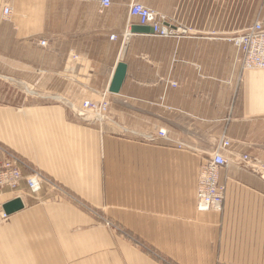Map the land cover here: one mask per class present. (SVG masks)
<instances>
[{
    "label": "crops",
    "instance_id": "0c3cea01",
    "mask_svg": "<svg viewBox=\"0 0 264 264\" xmlns=\"http://www.w3.org/2000/svg\"><path fill=\"white\" fill-rule=\"evenodd\" d=\"M100 2L0 0V77L47 97L103 100L109 119L87 128L61 121L56 110L14 115L0 108V143L8 144L2 127L11 119L12 152L74 193H97L95 203L98 188L87 183L77 189L73 174L79 170L97 184L104 154L109 163L121 162L112 168L123 174L124 194L137 195L136 221H157L155 247L173 264H264V178L237 166L241 155L264 161V70L241 72L240 53L229 40L264 21V0H110L103 11ZM132 2L162 15L182 36H154L129 16ZM5 3L12 9L8 18L2 16ZM135 28L149 31L132 33ZM118 64L125 65V78L111 94ZM121 130L153 137L163 130L167 140L136 142ZM221 138L231 141L225 155L232 157L219 173L222 210L199 213V166ZM3 152L0 146V163ZM29 173L22 169L24 178ZM26 190L23 180L14 191L0 190V204ZM19 197L24 208L0 232V264H81L75 260L84 253L60 247L67 239L39 232L45 219ZM124 248V264H156L126 243Z\"/></svg>",
    "mask_w": 264,
    "mask_h": 264
},
{
    "label": "rangeland",
    "instance_id": "374dc122",
    "mask_svg": "<svg viewBox=\"0 0 264 264\" xmlns=\"http://www.w3.org/2000/svg\"><path fill=\"white\" fill-rule=\"evenodd\" d=\"M246 1L249 2V0ZM126 38H123L124 41ZM253 71L256 70H251L250 72ZM82 102L81 99L47 97L43 93L29 87L26 83L15 82L0 77V108L5 113L17 115L19 110L22 111L29 108L38 110L51 109L58 112L56 117L59 113H63V119L60 118L61 121L64 120L68 123L87 128L99 127L109 121L108 115L103 119H98L94 115L82 111ZM120 122L122 124V121ZM10 127L11 119L4 120L2 127L3 137L1 139L8 144L2 143V145L0 143V146L3 151L16 154L11 150V144L14 141L13 134L16 135V133L11 131ZM122 132L120 134L136 142H148L150 140V135L142 131L126 130V132ZM217 146L218 144L215 147L212 146L213 152L211 156L217 151ZM119 150H122V146L119 147ZM102 155L101 145H99V157ZM18 157L27 167L32 168L31 165V167L29 166L30 163L28 164L20 156ZM228 158L230 165L232 164L230 160L232 157ZM250 159L251 162L246 165L240 162V160L236 161L237 166L254 171L264 178V161H256L252 157ZM102 161L104 168L102 170V177H100V181L98 180L97 184L93 183L94 177H90V180H87L86 174L83 176V172L80 173L79 170L73 174L71 180L73 182V180L75 181L78 178L77 182L71 183L77 189H80L78 187L80 185L82 191H84V186H87V183H90L88 186L90 189L98 188L99 199L96 203L94 202V198L97 193L93 191L89 193L86 191L74 193L60 181L47 174L44 175L39 170L36 171L40 172L44 177L48 176V178H45L50 181L52 188L46 187L45 191L42 194L40 192L37 196H30L27 190L15 195H18V198H20L19 196H23L27 203L26 209L33 211V208H37L40 215L38 214L36 217L45 219L47 225L40 227L39 232L56 235L63 241L67 239V242H59L60 247L84 253L81 257H77L75 262H80L81 264H108V261L110 264H124L123 249H125L124 244L126 243L132 251L145 255L156 264H173L168 257L162 254L160 248L155 247V226L157 221H136L138 217L135 215L136 212L133 206H137V195L124 194L123 174L121 170L116 171L112 168V165L121 167V162H107L106 154H104ZM204 162L199 166L198 178ZM107 165L111 166L109 173ZM12 195L14 196V194H9V197H13ZM130 196L131 201L129 202ZM125 197H127V207L124 205ZM28 200H31V202ZM1 206L0 204V232L5 233L6 228L11 226V221L10 216H3ZM126 217L127 221L124 219ZM163 233L168 234L169 232L163 231ZM112 259H114V263L110 262Z\"/></svg>",
    "mask_w": 264,
    "mask_h": 264
},
{
    "label": "built area",
    "instance_id": "2783aa9c",
    "mask_svg": "<svg viewBox=\"0 0 264 264\" xmlns=\"http://www.w3.org/2000/svg\"><path fill=\"white\" fill-rule=\"evenodd\" d=\"M10 1V0H5ZM110 6V0H101L100 11ZM12 14L11 6L5 3L2 6V16L10 17ZM129 16L138 20L139 25L151 29L154 36L158 38H180L182 36L179 29L166 23L165 18L156 11L149 9L141 4L132 2L129 5ZM111 41L116 36L109 37ZM230 42L239 51V57L236 59L241 72L251 70H264V22L258 21L253 26L247 28L244 33L233 35ZM46 41H39L41 47L46 46ZM170 86H174L170 83ZM110 104V103H109ZM82 111L94 115L95 118L103 119L107 115L108 103L93 101H83ZM158 139L167 140V133L163 130L157 131L155 136H149L150 141ZM230 140L221 138L219 140L217 151L209 159L205 160L197 181L196 189V211L199 213L221 212L224 201V187L219 185L220 170L229 165V158L225 155L230 147ZM4 159L0 164V190H16L20 181H24L28 188L30 196H37L43 188L50 186L48 181L40 172L30 169L18 157V155L4 151ZM240 162L246 164L251 162L248 155H241ZM22 169L29 170V175L23 177ZM52 188V187H51Z\"/></svg>",
    "mask_w": 264,
    "mask_h": 264
},
{
    "label": "water",
    "instance_id": "95a60500",
    "mask_svg": "<svg viewBox=\"0 0 264 264\" xmlns=\"http://www.w3.org/2000/svg\"><path fill=\"white\" fill-rule=\"evenodd\" d=\"M148 31L149 30L147 28H135V30H133L132 33H137V32L146 33ZM125 73H126L125 65L118 64L109 87V93L118 94L119 89L124 81ZM23 208L24 207L22 201L19 198L11 200L2 205V210L4 211L3 213L6 217L21 211Z\"/></svg>",
    "mask_w": 264,
    "mask_h": 264
},
{
    "label": "bare ground",
    "instance_id": "6f19581e",
    "mask_svg": "<svg viewBox=\"0 0 264 264\" xmlns=\"http://www.w3.org/2000/svg\"><path fill=\"white\" fill-rule=\"evenodd\" d=\"M104 102V101H103ZM16 199V198H15ZM20 199V198H19ZM12 200H14V199H12ZM21 200V199H20ZM22 201V200H21ZM9 202V201H8ZM22 204H23V202H22ZM23 207H24V205H23ZM1 209H2V206H1ZM2 212H4L3 210H2ZM18 213V212H17ZM1 215V214H0ZM3 216H5L4 215V213H3Z\"/></svg>",
    "mask_w": 264,
    "mask_h": 264
}]
</instances>
